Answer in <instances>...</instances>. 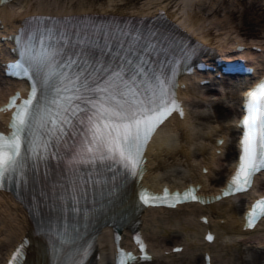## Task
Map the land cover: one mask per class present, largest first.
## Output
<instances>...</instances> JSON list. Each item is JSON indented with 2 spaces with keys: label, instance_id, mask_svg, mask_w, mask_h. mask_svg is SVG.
I'll return each mask as SVG.
<instances>
[{
  "label": "snow or ice",
  "instance_id": "snow-or-ice-1",
  "mask_svg": "<svg viewBox=\"0 0 264 264\" xmlns=\"http://www.w3.org/2000/svg\"><path fill=\"white\" fill-rule=\"evenodd\" d=\"M142 39L125 44L117 37L115 48L105 42L103 48L93 50L88 44L71 53L44 39L29 40L23 60L11 65L31 84L26 99L16 104L17 93L7 106L16 110L11 131L0 133V189H13L17 197L32 201L50 264H86L92 248L84 239L89 223L141 177L144 149L157 127L173 111L183 116L175 99L174 73L154 66L149 57L156 49L150 41L141 44ZM239 125V161L225 196L246 192L255 174L264 170V81L246 94ZM193 193L189 189L171 198L198 200ZM146 195L141 190L140 199L148 203ZM164 196H169L167 189ZM262 217L264 199L246 214L248 226ZM26 243L10 264H19ZM137 243L143 252L138 238ZM122 256L126 259L118 264L136 259L131 253Z\"/></svg>",
  "mask_w": 264,
  "mask_h": 264
},
{
  "label": "bare ground",
  "instance_id": "bare-ground-1",
  "mask_svg": "<svg viewBox=\"0 0 264 264\" xmlns=\"http://www.w3.org/2000/svg\"><path fill=\"white\" fill-rule=\"evenodd\" d=\"M199 1L207 2V0ZM199 1L14 0L0 8V59L3 61L9 54L5 47L6 43H9L6 36L18 28L25 16L47 11L67 14L71 11L81 12L98 8L108 10L110 7L114 10L137 11L139 14L149 13L152 9H166L171 18L175 17L182 24H189L191 30L199 37H203L205 41L213 45L216 41L215 45L217 44L221 51L227 52L238 43L249 46L257 44L264 49V40H259V35L254 28L257 21L253 15L252 5H246L236 13L234 9L231 10L229 0H220L221 2L210 0L209 3L212 5L217 1L219 3L217 8L211 11L212 14L207 15L197 7L200 4ZM238 1L242 2V0ZM257 1L261 3L260 6L264 5V0ZM219 7L220 11L227 9L223 18L218 15ZM238 19L240 21L237 23ZM241 27L242 29L248 28L250 34L247 39H250L249 41L244 40L245 37L240 32ZM234 31H236L235 35H233ZM257 55L259 57L257 65L264 71V50ZM246 56L250 57L251 54L246 53ZM224 79L225 81L219 86L221 90L215 91L210 88L212 85H200L193 81L192 77L187 78V89L184 91L188 98L185 118L174 116L153 137L147 152L150 160L144 183L160 190L163 183L181 187L186 184L185 182L198 181L202 183L205 192L215 190L217 186L224 183L227 174L230 173L232 159L236 153L235 138L238 133L236 127L230 126V123L234 122L238 113L235 100L239 103L243 92V87L240 86L241 81L226 77ZM13 86L12 82L4 81L0 77V102L7 97ZM216 93L220 96H217L219 98L217 101L215 99L211 103L213 112H205L201 108L203 106L201 100L198 99L216 96ZM231 97L232 101L229 100L231 103L226 105L223 99ZM193 102L197 113L194 111L192 114L188 111V105ZM1 118L5 116L0 113ZM201 122L204 125H201ZM226 123L229 125L226 126ZM217 137L225 138V142L219 146L222 153L216 152ZM180 165L182 166L181 171L174 173L175 167ZM202 167L208 168L207 173L202 172ZM168 173H172L173 176L181 173L179 178L182 177L181 180L184 179V181L171 180L169 175L165 177ZM253 192H258V187ZM251 195L252 192L204 206L189 203L179 205L175 209L170 208V210L166 208L144 210L141 216V227L151 242L155 256L151 262L146 264H205L203 253L208 250L213 255L212 264H244L247 263L244 255L249 252L245 250L249 249L258 251V257L253 259L254 264H264V250H257L259 245H264V220L250 231H244L241 222L246 199ZM239 197L241 204L236 205L235 202ZM205 214L209 216V223L200 222V216ZM32 227L25 207L16 200L13 194L0 192V264L4 263L3 261L14 245L29 235ZM207 228L214 230L217 238L212 243L207 244L205 241L201 243L200 240L202 236L204 237ZM99 237L102 256L99 262L111 264L115 252L112 246L113 231L108 227ZM248 243L253 247L247 246ZM179 244L184 246L183 252L165 254L166 250ZM37 249L33 256L28 253L30 254L29 264H48L43 245L38 246Z\"/></svg>",
  "mask_w": 264,
  "mask_h": 264
},
{
  "label": "rangeland",
  "instance_id": "rangeland-1",
  "mask_svg": "<svg viewBox=\"0 0 264 264\" xmlns=\"http://www.w3.org/2000/svg\"><path fill=\"white\" fill-rule=\"evenodd\" d=\"M209 2H210V0H207L206 3H203V2L201 3L200 2V4L197 5V7H199L202 10V12L203 11L206 12L207 15L208 14H212L211 11H214V9L217 8V6H218L217 4L219 3L217 1V3H215L214 5H212ZM228 2L230 4V6L232 7L231 10L234 9L236 11V13H238L237 11L239 9H242L244 6H246V5H248V6L250 5L251 6L252 5V7H253L252 8V11L254 12L253 15L255 16V20L257 21V24L254 25L255 26L254 28H256L257 35H259V40L260 39H263L264 40V5L260 6L261 3L259 1H257V0H242L241 3H239L238 0H232V1L229 0ZM211 5H212V7H211ZM217 10L219 12L218 15L222 16L221 18H223V15H224L225 11H227V9L224 10V11L223 10L220 11V7ZM236 21L238 23L240 21V19H238ZM235 32L236 31H234V34L233 35H235ZM240 32H242V36H244L246 38H249L248 36H249L250 32H249L248 28H245L244 27L242 29V27H241ZM216 98L217 97L212 96V97H207V98L200 99L201 102H202L201 105H203L201 108L204 109V111L207 112V113H209V112L212 113L213 112V108H212V104L211 103H213V101ZM229 100L232 101V97L229 98V99L226 98L223 101H225L226 102L225 104L227 105V104L231 103V102H229ZM189 106H190V110L189 111H191V113L193 114L194 111H195L194 110L195 104L193 103V105L191 104ZM195 113H197V112L195 111ZM201 125H204V124H202V122H201ZM180 169H182V166L181 165L180 166H176L174 173H176L177 171H181ZM168 175L171 176V177H169L170 179H174V180H181V178H182V177L179 178L181 176V173H179V175L176 174V176L175 175L173 176L172 173L171 174L168 173V174H165V177H167ZM247 251H249V252L248 253H245V255H244V256H246L245 259H246L247 263H244V264H254V260L253 259L256 258V257H258V251H256V250H247Z\"/></svg>",
  "mask_w": 264,
  "mask_h": 264
}]
</instances>
